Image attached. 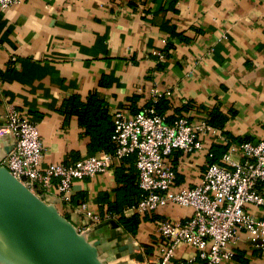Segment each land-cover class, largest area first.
Returning <instances> with one entry per match:
<instances>
[{
  "label": "crops",
  "instance_id": "1",
  "mask_svg": "<svg viewBox=\"0 0 264 264\" xmlns=\"http://www.w3.org/2000/svg\"><path fill=\"white\" fill-rule=\"evenodd\" d=\"M154 89L172 91L163 106L172 119L200 123L219 111L225 118L222 134L234 144L264 139V0H19L0 8V160L15 143L3 128L10 108L38 125L46 168L90 156V140L66 107L72 96L86 101L97 94L112 117L117 112L131 117L151 103ZM203 143L201 152H175L167 159L178 188L196 186L215 147L225 145L213 136ZM124 181L140 191L134 159L75 181L72 209L60 201L58 180L39 198L86 230L100 259L127 255L128 238L157 257V224L185 220L192 210L169 204L151 216L138 215L142 222L131 236L115 227L118 216L108 212ZM81 203L103 222L91 226L77 210ZM126 210V217L134 215ZM251 210L264 217L263 210ZM231 249L235 256L225 264H264V252L251 250L245 235ZM194 254L180 245L171 264ZM0 264H31L1 230Z\"/></svg>",
  "mask_w": 264,
  "mask_h": 264
},
{
  "label": "built area",
  "instance_id": "2",
  "mask_svg": "<svg viewBox=\"0 0 264 264\" xmlns=\"http://www.w3.org/2000/svg\"><path fill=\"white\" fill-rule=\"evenodd\" d=\"M18 3L19 0H0V8L8 10ZM158 56L165 59L164 54ZM151 95V105L136 115H114L113 152L46 168L42 167L44 145L38 125L10 108L3 128L4 133H12L15 143L1 160V166L38 197L42 191H50L58 180L59 198L68 210L72 209L75 181L104 174L116 161L134 159L141 196L126 211L151 216L173 204L191 209L192 214L185 220L166 219L157 224V257L149 256L133 238H128L127 255L121 257L127 264H171L174 250L180 245L190 247L195 254L179 264H225L234 258L231 245L237 244L242 235L251 250L264 252V217L251 210L264 211V139L234 144L223 136L222 129L209 125L207 120L194 123L183 116L170 121L167 113L158 112L156 104L171 98L172 91L154 89ZM209 136L229 144L227 152L219 163L208 165L196 186L178 188L176 172L167 159L175 152L194 155L203 151L204 138ZM77 210L90 220L91 226L104 220L90 212L86 203H81ZM76 229L85 235L86 230ZM119 259L116 262L121 264Z\"/></svg>",
  "mask_w": 264,
  "mask_h": 264
},
{
  "label": "water",
  "instance_id": "3",
  "mask_svg": "<svg viewBox=\"0 0 264 264\" xmlns=\"http://www.w3.org/2000/svg\"><path fill=\"white\" fill-rule=\"evenodd\" d=\"M0 230L16 241L31 264H105L85 235L1 166V160Z\"/></svg>",
  "mask_w": 264,
  "mask_h": 264
},
{
  "label": "trees",
  "instance_id": "4",
  "mask_svg": "<svg viewBox=\"0 0 264 264\" xmlns=\"http://www.w3.org/2000/svg\"><path fill=\"white\" fill-rule=\"evenodd\" d=\"M151 103L148 105L150 106ZM166 100L161 99L156 108L160 114H166L168 106ZM70 114L78 117L79 125L84 129L85 135L89 138L88 152L90 156L97 155L100 152H113L114 145L112 143V135L114 132V117L110 115L108 106L104 100L91 94L86 101H83L79 95L72 96L66 104ZM169 120L172 121L171 117ZM208 124L223 130L225 118L219 111L212 114L207 120ZM229 144L217 145L213 151V156L209 159V165L219 163L222 156L227 152ZM125 182V188H121L118 192V198L115 202L108 204V212L118 216V227H121L131 236H136L142 219L137 214L131 217L124 215V209L138 202L141 191H138L129 181ZM130 184V186H129ZM130 196H135L133 200ZM67 218V217H66Z\"/></svg>",
  "mask_w": 264,
  "mask_h": 264
},
{
  "label": "rangeland",
  "instance_id": "5",
  "mask_svg": "<svg viewBox=\"0 0 264 264\" xmlns=\"http://www.w3.org/2000/svg\"><path fill=\"white\" fill-rule=\"evenodd\" d=\"M123 245H125V244H123ZM127 254V253H126ZM126 256V255H125ZM123 257V256H122ZM119 258H121V256L119 257V255H117V256H110L109 258H104L103 260H105L107 263L106 264H108V263H113V261L114 262H116V260H118ZM120 261L122 260L123 262L121 263V264H127V262L125 263V261H124V259L123 258H121V259H119Z\"/></svg>",
  "mask_w": 264,
  "mask_h": 264
},
{
  "label": "bare ground",
  "instance_id": "6",
  "mask_svg": "<svg viewBox=\"0 0 264 264\" xmlns=\"http://www.w3.org/2000/svg\"><path fill=\"white\" fill-rule=\"evenodd\" d=\"M113 264H118V262H113Z\"/></svg>",
  "mask_w": 264,
  "mask_h": 264
}]
</instances>
